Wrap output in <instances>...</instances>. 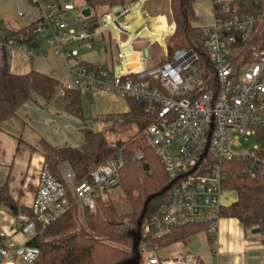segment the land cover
I'll return each mask as SVG.
<instances>
[{
  "label": "built area",
  "instance_id": "2783aa9c",
  "mask_svg": "<svg viewBox=\"0 0 264 264\" xmlns=\"http://www.w3.org/2000/svg\"><path fill=\"white\" fill-rule=\"evenodd\" d=\"M148 1L107 8L95 24L90 22L95 9L86 0H19V15L30 20L26 34L33 41L18 44L0 33V63L11 70L16 59L47 62L48 55L32 46L44 42L66 63L69 79L59 82L64 93L147 102L155 122L145 131L146 143L174 184L164 205L143 223L142 237L159 238L191 226H205L214 237L222 209L233 204H224V196L236 193L230 189L232 164L242 165L243 177L264 179V15L242 13L241 0H195L211 5L212 24L196 26L206 54L184 49L170 62L151 67L148 49L136 44L148 40L167 48L176 23L171 10L167 16L162 10L150 15ZM28 3L37 13L29 11ZM99 36L113 42L117 63L107 68L69 63L79 57V44L90 48ZM142 159L140 151L132 161ZM123 165L122 157L109 159L91 173L90 181L78 185H73L75 174L68 165L60 172L73 185L77 204L94 213L96 200H105L109 190L120 186ZM70 207L64 185L45 166L30 208L32 217L19 214L18 230L32 241ZM39 256V248L29 244L9 240L0 246V264H35ZM141 264L202 263L186 254L162 262L152 255Z\"/></svg>",
  "mask_w": 264,
  "mask_h": 264
},
{
  "label": "trees",
  "instance_id": "16d2710c",
  "mask_svg": "<svg viewBox=\"0 0 264 264\" xmlns=\"http://www.w3.org/2000/svg\"><path fill=\"white\" fill-rule=\"evenodd\" d=\"M136 0H86L91 9L122 6ZM170 10L176 23V32L168 40L166 59L161 65L170 62L180 50H194L205 55L200 43L199 30L195 26L198 17L194 11L195 0H169ZM242 13H260L264 15V0H241ZM26 30L5 34V39L15 40L18 44L30 45L32 37ZM91 67H101L86 64ZM60 83L44 73L31 70L26 74L12 73L6 64L0 63V125L13 117L28 102L38 97L46 103L52 102L59 93ZM65 97L71 100L67 111L83 120V97L76 91H65ZM129 112L122 115H110L104 120L112 128L121 130L131 126L137 128L136 134L128 140L111 143L105 134L84 129L85 144L80 149H55L41 141L45 164L49 171L64 185L71 202L69 211L57 222L39 233L29 242L40 250L35 264H118L132 255L131 233L137 229L144 203L148 197L166 188L171 180L155 152L147 146L145 131L155 122L147 112L148 103L127 98ZM143 152V159L132 161ZM122 157L124 165L120 171V186L133 208L129 215H119L115 205L109 200H96V210L76 202L69 183L62 178L59 166L69 163L75 179L73 185L90 181L93 171L104 165L107 160ZM242 165L233 163L230 173V189L237 193V201L221 211V218L236 219L245 230H259L264 243V179L253 180L241 176ZM167 195L156 198L148 207L144 222L155 216L166 202ZM0 204L16 207L8 184L0 186ZM21 214L32 217L30 210L19 209ZM143 222V223H144ZM40 229V228H39ZM207 232L205 226L176 228L162 237L144 236L139 247L141 254L146 249L157 250L178 242H186L200 232ZM4 238L0 235V246ZM143 257L141 259V263ZM140 263V264H141Z\"/></svg>",
  "mask_w": 264,
  "mask_h": 264
},
{
  "label": "crops",
  "instance_id": "0c3cea01",
  "mask_svg": "<svg viewBox=\"0 0 264 264\" xmlns=\"http://www.w3.org/2000/svg\"><path fill=\"white\" fill-rule=\"evenodd\" d=\"M1 1L13 3L14 0ZM18 31L20 30L0 33ZM32 46L44 52L41 51L39 42L33 43ZM47 57V62L16 59L10 71L20 74L17 71L27 65L29 69L21 74L35 70L59 82L68 81L66 65L51 61L50 57ZM76 62L87 63L83 60ZM70 103L71 100L65 97L62 90L50 103L34 97L33 101L26 103L15 116L0 125V186L8 184L10 195L18 210H30L39 176L46 166L41 141L47 142L55 149H80L85 144L84 129L105 134L112 128L111 123L104 120L107 116L129 112L127 100L120 96H87L83 98L81 120L66 110ZM17 222V216L11 209L0 204V235L4 238V244L9 240L20 245L29 244V237L18 230ZM253 231L245 230L236 219L222 218L214 237L203 231L186 242H178L157 250L146 249L149 252L142 257L156 255L162 262L191 254L199 258L202 264H264L263 239L259 234H253Z\"/></svg>",
  "mask_w": 264,
  "mask_h": 264
},
{
  "label": "rangeland",
  "instance_id": "374dc122",
  "mask_svg": "<svg viewBox=\"0 0 264 264\" xmlns=\"http://www.w3.org/2000/svg\"><path fill=\"white\" fill-rule=\"evenodd\" d=\"M11 3L10 1H1L0 2V31L2 33L7 32V30H21L23 28H26L30 24V20L27 18L20 17L19 10H18V2L19 0H14ZM28 9L30 12H36L38 9L36 7L31 6L29 3L27 4ZM170 1L169 0H149L145 4V9L150 15H156L159 10L164 11V13L169 15L170 12ZM194 11L196 16L198 17L197 22L195 23V26L197 27H205L209 26L213 22V17L211 13V5L210 3L206 2L205 4L195 3L194 5ZM95 18L90 20L91 23H97V21L106 13L109 12L107 8H99L95 11ZM30 17L36 21L38 19L35 14L31 13ZM92 47H88L87 43L79 44V47L81 48L80 55L77 59L69 61L70 64L76 62V61H85L90 64L94 65H100L105 68L111 67L113 64L117 63V54L115 50V46L112 41L108 38V36H99L94 39ZM38 44V42H37ZM41 51H44L48 54L51 61L60 63L62 65H66V63L63 62L62 59L56 58L53 55L52 49L44 42L39 43ZM136 47L139 49H142L146 47L149 51L151 60H150V66L154 67L160 64L163 60L166 59L167 56V50L165 47L160 46L158 43H153L148 40H143L141 42H138L136 44ZM29 69V67L26 65L22 67V69L18 70L17 73L25 72ZM61 90V87H59V91ZM137 132V128L135 126H131L128 128H124L121 130H115L110 129V131L106 132L108 140L111 143H115L119 140H128L131 137H133ZM145 135V134H144ZM146 138V136H145ZM64 164V163H63ZM67 166V163L65 162L64 165L61 166V168ZM60 170V168H59ZM71 190L73 189V185H70ZM230 193L226 194L224 196V204L229 205L231 203H234L237 201V193H234L232 191H229ZM111 201L118 212L119 215L126 216L133 212V208L130 205V203L127 201L123 190L121 187L114 188L108 191V197L105 199V201ZM81 206L79 204V208L81 209ZM149 250H145L143 252V255H146Z\"/></svg>",
  "mask_w": 264,
  "mask_h": 264
},
{
  "label": "water",
  "instance_id": "95a60500",
  "mask_svg": "<svg viewBox=\"0 0 264 264\" xmlns=\"http://www.w3.org/2000/svg\"><path fill=\"white\" fill-rule=\"evenodd\" d=\"M84 15L88 16L89 15V11L85 10L84 11ZM161 44H163L162 41H161ZM116 70L119 71V68H117ZM205 156H206V153L204 154L203 158ZM67 165L72 170L70 164L67 163ZM173 184H174V182L170 183L166 188H164L159 193L151 195L150 197L147 198V200L144 203V208H143L142 214H141V216H140V218L138 219V222H137V229L130 234L131 238L133 240L132 255H131V257L129 259L123 260V261H121L118 264H140L141 263L142 254H141V252L139 250V247H140L141 242H142V225H143L145 216L147 214L148 207H149V205L151 204V202L153 200H155L156 198L161 197L163 195H166L169 192V190H170V188H171V186ZM10 209L14 213V215H16V216L19 215V210H18L17 207H11ZM253 234H259V230H254Z\"/></svg>",
  "mask_w": 264,
  "mask_h": 264
}]
</instances>
